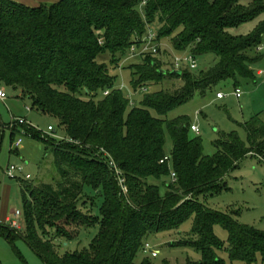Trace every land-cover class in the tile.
<instances>
[{"label": "trees", "instance_id": "1", "mask_svg": "<svg viewBox=\"0 0 264 264\" xmlns=\"http://www.w3.org/2000/svg\"><path fill=\"white\" fill-rule=\"evenodd\" d=\"M262 14L264 0L248 5L241 0H60L36 7L0 0V86L20 91L32 110L54 118L66 139L45 140L22 127L51 151L55 176L48 184L17 179L24 228L17 232L0 224V234L22 238L44 264H152L148 259L136 263L140 253L149 254L146 239L191 219L189 236L175 245L196 250L200 261L186 264H223L220 252L246 263L259 256L264 264V231L239 224L236 213L212 211L198 201L221 191L224 178L243 159L264 165V123L254 116L241 126L246 142L234 132L219 135L212 143L215 153L205 156L185 116L164 119L221 82L237 87L239 79H254L252 67L260 59L250 54L262 42L264 20L245 35L231 31ZM150 33L154 45L169 38L174 51L194 59L212 56L213 64L197 72L176 71L169 63L172 70H164L157 49L141 53L140 63L130 67L132 91L160 89L144 94L135 106L96 59L107 51L116 66L115 54L147 44ZM167 79L181 86L165 90ZM171 173L175 181L160 194L152 180L171 179ZM217 224L227 233L226 243L213 232ZM95 225L98 233L88 248L58 255L54 240L75 241Z\"/></svg>", "mask_w": 264, "mask_h": 264}, {"label": "rangeland", "instance_id": "2", "mask_svg": "<svg viewBox=\"0 0 264 264\" xmlns=\"http://www.w3.org/2000/svg\"><path fill=\"white\" fill-rule=\"evenodd\" d=\"M251 2L252 0H241L242 5H248ZM263 20L264 14L231 32L235 35H245L253 31ZM152 28L154 31L157 30V26ZM154 48L157 49L156 57L164 63L162 66L164 70H172L168 64L173 65L174 59L183 61L189 57L188 52L174 51L170 45V39L166 38L156 45L147 43L140 48L135 47L134 51H127L124 55L115 54L116 66L112 64V56L107 51L96 59L97 63L107 66L109 74L114 78V88L120 90L135 106H139L144 94H150L160 89L158 86H147L144 92L134 93L130 86V67L140 63L141 53H151ZM259 48H261L260 52L253 50L250 54L252 58L257 56L260 59L252 67L253 80L239 79L237 87L228 81L221 82L213 89V92L207 93L205 96L195 94L189 102L174 108L164 117L166 121H171L177 117L185 116L191 125L197 126L199 134L191 133V136L201 139L203 155L211 156L215 153L212 143L219 135L234 132L241 141L246 142V133L241 126L250 118L259 116V119L264 123V34ZM196 62L197 69L193 71H205L213 64V58L212 56H202L197 58ZM181 68L183 69L182 66ZM180 86V81L167 79L162 87L165 90L173 91ZM0 88L7 96L4 102L0 101V185L7 184L10 187L8 212L14 214L16 210L22 211L20 186L17 179L4 177L3 171L6 166L12 165L21 168L19 179H22L24 175H29V181H42L46 184L52 182L55 171L52 167L51 151L42 141L25 135L23 128L20 127L16 128L13 136L11 135L9 128L11 118L23 119L41 137L50 134L47 131L48 127H51L61 139H64V133L58 129V123L54 118L32 110L30 102L22 97L20 91L2 86ZM235 88L241 92L238 99L234 96ZM218 92L224 96L220 100L215 98V94ZM151 114L156 117L154 112ZM19 139L22 141L21 148L15 149L13 146ZM170 151L171 141L165 132V157H169ZM152 182L159 186L160 194H164V185L170 184L171 179L170 176H167L158 181L152 180ZM222 185L224 188L221 191L200 197L198 201L212 211L232 215L236 213L234 219L239 224L264 231V165L255 158L247 157L239 163L236 170L224 178ZM99 203V199H96L95 206H98ZM92 211L93 215H97V207H94ZM19 222H21V230H23L22 217ZM191 229L192 221L189 219L174 231L149 236L146 243L156 253V257L152 258L150 254L140 253L136 258V263L146 259L152 264L199 262L200 254L196 250L175 245L187 238ZM213 232L220 241L226 243L227 233L220 225H215ZM97 233L98 225H95L83 231L75 241L54 240L53 245L59 256L82 251L88 248ZM219 257L223 264H262L259 256H256L252 263L230 261L225 252H220ZM0 264H44V262L38 252L22 238L13 236L8 239L0 234Z\"/></svg>", "mask_w": 264, "mask_h": 264}, {"label": "built area", "instance_id": "3", "mask_svg": "<svg viewBox=\"0 0 264 264\" xmlns=\"http://www.w3.org/2000/svg\"><path fill=\"white\" fill-rule=\"evenodd\" d=\"M145 2L143 1L142 2V5H144ZM155 39V34L154 33H150L148 35V38H147V43H152V41ZM258 52L261 51V48H257ZM151 53L153 54H156V48L152 49ZM173 66H174V69H178V68H181V66L183 68H187L189 69L190 71H193V70H196L197 69V62H196V59H194L191 55H189V57L183 61L181 60H178V59H174V62H173ZM234 96L238 99L240 98L241 96V92L239 91V89H235L234 90ZM224 96L223 94L221 93H216L215 94V98L220 100L222 99ZM7 96L4 92L3 89L0 88V101L4 102L6 100ZM17 127H26L27 129H32L27 123L26 121H24L23 119H20V118H14L12 117L11 118V121H10V124H9V128L12 130H16ZM190 130L193 134H199V129L197 126L195 125H191L190 126ZM24 131V130H23ZM47 131L50 133L49 135L45 136V137H42L43 139L45 140H48L50 138L52 139H55V140H58V141H66V139H61L59 136H57L53 129L51 127H48L47 128ZM24 134H25V131H24ZM21 144H22V141L19 139L15 144H14V148L15 149H19L21 148ZM167 160V158H165L163 161ZM163 161H161L160 163H162ZM110 166L111 168L115 171V173L117 174V178H118V184H119V187L121 188V191L123 194H127V189L124 185V182L123 180L120 179V174L117 170L116 167L113 166V163L110 162ZM22 172V169L17 167V166H10V165H7L5 170L3 171V174H4V177L7 178V179H19V174ZM23 180H28L30 179V176L29 175H24ZM171 180L172 182L175 181V174L174 173H171ZM21 217V212H19L18 210H16L14 212V214L12 215V217L7 221V225L9 226L10 229H13L15 231H20L21 230V222H19V219ZM145 252L149 253L151 255V257H156V253L151 250L149 248V246L146 244L145 245Z\"/></svg>", "mask_w": 264, "mask_h": 264}, {"label": "crops", "instance_id": "4", "mask_svg": "<svg viewBox=\"0 0 264 264\" xmlns=\"http://www.w3.org/2000/svg\"><path fill=\"white\" fill-rule=\"evenodd\" d=\"M13 2L23 4L25 6L29 7H36L40 4H51V3H56L60 0H11ZM257 74H260V72H257ZM0 224H6L7 221L12 217L13 214L8 212V198H9V185L3 184L0 185Z\"/></svg>", "mask_w": 264, "mask_h": 264}, {"label": "water", "instance_id": "5", "mask_svg": "<svg viewBox=\"0 0 264 264\" xmlns=\"http://www.w3.org/2000/svg\"><path fill=\"white\" fill-rule=\"evenodd\" d=\"M175 73L179 74V72H175Z\"/></svg>", "mask_w": 264, "mask_h": 264}]
</instances>
